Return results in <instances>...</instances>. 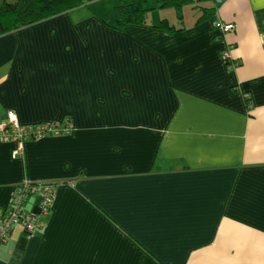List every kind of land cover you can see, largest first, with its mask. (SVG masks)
Returning <instances> with one entry per match:
<instances>
[{"label": "crops", "instance_id": "1", "mask_svg": "<svg viewBox=\"0 0 264 264\" xmlns=\"http://www.w3.org/2000/svg\"><path fill=\"white\" fill-rule=\"evenodd\" d=\"M83 1L0 36V123L71 125L16 157L0 142V216L23 182L56 192L0 264H264V0H199L181 23L147 0L174 31L115 29L119 0Z\"/></svg>", "mask_w": 264, "mask_h": 264}, {"label": "built area", "instance_id": "2", "mask_svg": "<svg viewBox=\"0 0 264 264\" xmlns=\"http://www.w3.org/2000/svg\"><path fill=\"white\" fill-rule=\"evenodd\" d=\"M212 27L223 33L233 30L232 25H222L218 21H213ZM221 59L228 69L237 65L227 50L222 52ZM63 124V126L56 123L21 125L15 114L7 111L5 122L0 123V142H14L16 147L12 156L16 157L21 154L25 142L48 136L68 135L71 132V125L68 120H64ZM55 194L54 183L23 182L17 185L0 216V243L5 242L16 227H20L27 235L42 228V219L49 214ZM29 198H34L35 203L31 209L26 208Z\"/></svg>", "mask_w": 264, "mask_h": 264}, {"label": "trees", "instance_id": "3", "mask_svg": "<svg viewBox=\"0 0 264 264\" xmlns=\"http://www.w3.org/2000/svg\"><path fill=\"white\" fill-rule=\"evenodd\" d=\"M199 0H157L159 9H173L179 23L182 22V9L187 5H194ZM84 5L83 0H14L0 1V36L20 28L38 23L53 16L65 13L71 9ZM147 0H119L113 7L115 29L128 25L149 26L156 29L174 31L165 21L157 26L147 24ZM214 8L202 9L198 21L209 19L214 15ZM21 240L14 253V259L20 257L24 249ZM12 259V261L14 260ZM16 260L13 261L17 264Z\"/></svg>", "mask_w": 264, "mask_h": 264}, {"label": "rangeland", "instance_id": "4", "mask_svg": "<svg viewBox=\"0 0 264 264\" xmlns=\"http://www.w3.org/2000/svg\"><path fill=\"white\" fill-rule=\"evenodd\" d=\"M1 1V0H0ZM5 1H7V2H13L14 0H5ZM106 1H110V0H98L96 3H98V2H103V3H105ZM113 1H115V0H113ZM112 2V1H111ZM210 2L209 1H203V2H199V3H196V5L197 6H199V7H205V5L206 4H209ZM110 4L109 3H107V5H105V7H110L109 6ZM94 7H96L97 6V4L96 5H93ZM104 6V5H103ZM112 10H113V7H114V5L112 4ZM92 8V7H91ZM95 9V8H94ZM171 10V9H170ZM171 12H172V14H174V12L171 10ZM187 13H195V15H199V11H198V8H186L185 10H184V14H187Z\"/></svg>", "mask_w": 264, "mask_h": 264}]
</instances>
